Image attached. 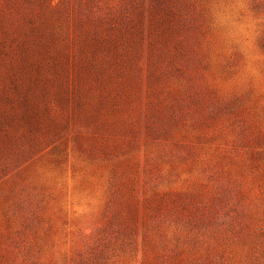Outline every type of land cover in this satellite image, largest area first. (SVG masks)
Wrapping results in <instances>:
<instances>
[{
  "label": "rangeland",
  "instance_id": "rangeland-1",
  "mask_svg": "<svg viewBox=\"0 0 264 264\" xmlns=\"http://www.w3.org/2000/svg\"><path fill=\"white\" fill-rule=\"evenodd\" d=\"M0 264H264V0H0Z\"/></svg>",
  "mask_w": 264,
  "mask_h": 264
}]
</instances>
